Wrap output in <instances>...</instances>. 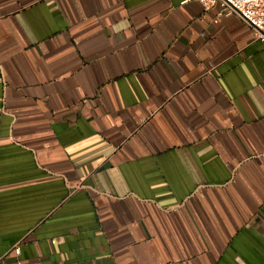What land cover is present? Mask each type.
<instances>
[{
    "label": "crops",
    "instance_id": "obj_1",
    "mask_svg": "<svg viewBox=\"0 0 264 264\" xmlns=\"http://www.w3.org/2000/svg\"><path fill=\"white\" fill-rule=\"evenodd\" d=\"M18 262L264 264L253 27L220 2L0 0V264Z\"/></svg>",
    "mask_w": 264,
    "mask_h": 264
},
{
    "label": "built area",
    "instance_id": "obj_2",
    "mask_svg": "<svg viewBox=\"0 0 264 264\" xmlns=\"http://www.w3.org/2000/svg\"><path fill=\"white\" fill-rule=\"evenodd\" d=\"M205 10L211 9L218 2L221 3L225 15H237L245 23L253 27L255 37L264 41V0H200ZM20 253V248H16ZM16 264H21L20 262ZM38 264H45L40 262Z\"/></svg>",
    "mask_w": 264,
    "mask_h": 264
}]
</instances>
